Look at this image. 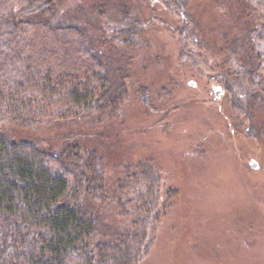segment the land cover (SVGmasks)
I'll return each mask as SVG.
<instances>
[{
	"label": "trees",
	"instance_id": "1",
	"mask_svg": "<svg viewBox=\"0 0 264 264\" xmlns=\"http://www.w3.org/2000/svg\"><path fill=\"white\" fill-rule=\"evenodd\" d=\"M83 1L99 15L112 9L126 31L96 40L62 23V7L78 0H0V264H141L159 207H170L153 160L124 158L117 177L107 170L102 131L114 124L95 127L123 113L128 93L106 48L119 40L113 49H123L134 31L114 0ZM220 1L233 20V31L221 36V83L264 103V0ZM162 5L178 18L180 53L209 67L210 50L192 48L203 33L190 0ZM48 124L86 127L59 132L57 146L35 132Z\"/></svg>",
	"mask_w": 264,
	"mask_h": 264
},
{
	"label": "rangeland",
	"instance_id": "2",
	"mask_svg": "<svg viewBox=\"0 0 264 264\" xmlns=\"http://www.w3.org/2000/svg\"><path fill=\"white\" fill-rule=\"evenodd\" d=\"M114 2L128 11L134 33L123 49H113L123 45L119 40L111 43L106 55L111 71H124L128 97L120 116L106 117L95 128L114 124L102 131L111 176H118L124 158L153 160L164 184L162 198H170L166 211L167 203L159 207L155 238L141 264H264V103L238 89L235 96L221 83V36L233 31L225 13L230 6L226 11L221 1L190 0L204 43L192 48L210 50L208 67L192 65L180 53L178 18L162 0ZM91 5L68 3L60 21L84 27L96 40L126 31L112 9L99 15L89 11ZM142 88L148 90L141 95L144 103ZM68 127L86 125L48 124L35 132L58 141Z\"/></svg>",
	"mask_w": 264,
	"mask_h": 264
},
{
	"label": "water",
	"instance_id": "3",
	"mask_svg": "<svg viewBox=\"0 0 264 264\" xmlns=\"http://www.w3.org/2000/svg\"><path fill=\"white\" fill-rule=\"evenodd\" d=\"M219 91H220V90H219V88H218V89L216 90V95H218V94H219Z\"/></svg>",
	"mask_w": 264,
	"mask_h": 264
}]
</instances>
